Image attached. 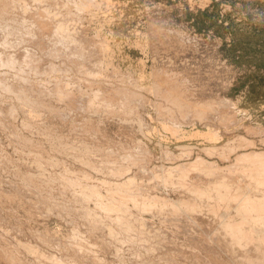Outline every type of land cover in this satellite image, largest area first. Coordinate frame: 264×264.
Masks as SVG:
<instances>
[{"label": "rangeland", "instance_id": "obj_1", "mask_svg": "<svg viewBox=\"0 0 264 264\" xmlns=\"http://www.w3.org/2000/svg\"><path fill=\"white\" fill-rule=\"evenodd\" d=\"M0 1L57 47L0 38V264L264 263L220 221L264 227L230 203L264 208V0Z\"/></svg>", "mask_w": 264, "mask_h": 264}, {"label": "bare ground", "instance_id": "obj_2", "mask_svg": "<svg viewBox=\"0 0 264 264\" xmlns=\"http://www.w3.org/2000/svg\"><path fill=\"white\" fill-rule=\"evenodd\" d=\"M3 2V1H2ZM1 1H0V3H2ZM6 3V2H5ZM5 3H2V4H5ZM11 5V4H10ZM6 6L7 5H1L0 4V29L3 31V34H1L0 33V38H2L4 35L6 36V34H8L9 36H11L10 34L12 33L13 35H16V36H21V34L23 35V31L25 30H21L22 28H24V27H22L21 26V23H23L24 22V20L25 19H18V18H16L17 16L15 15L14 16V14L13 13H15V12H13L12 10V14H10L11 12L9 11H7V9H8V7H9V5H8V7L6 8ZM9 9H11V7H9ZM23 14H24V11H23ZM24 17V16H23ZM32 17V16H31ZM35 17H37V15H35ZM21 18V17H20ZM22 20V21H21ZM35 21L37 22V23H35ZM40 21V17H39V15H38V17L37 18H35V20L33 21L34 23H35V25L36 26H34V28L35 27H37L38 26V22ZM25 22H26V20H25ZM25 22H24V24H22L23 26L25 25ZM33 22H32V24H33ZM26 25H28V24H26ZM30 26H27V28H30L31 26H33V25H31V24H29ZM26 28V29H27ZM31 30H33V29H31ZM34 31V30H33ZM32 31V32H33ZM60 31H62V32H64L65 33V35L63 36V35H61V37L59 38L60 39V42H59V40H55V37H54V40L55 41H58L57 43H58V45L57 46H59L60 44H62L63 46H65V44L66 45H68L69 46V41H66L65 39L67 38V36L69 35L68 33H66V31H65V29H63V28H61L60 29ZM5 32V33H4ZM23 32V33H22ZM27 32V31H26ZM25 32V33H26ZM29 32H30V29H29ZM29 32H28V34L26 33V36L24 35V41L27 43L28 42V44H29V42H30V44H34V45H36V46H38V49L41 47H43V46H39V45H37L38 43H39V40L41 39L40 37H42L43 38V36L44 35H46V33L45 32H43V30L42 29H38V31H35V32H40V33H38V35H39V40H38V38L36 39V40H38V42L37 41H35L34 40V38L32 37L31 38V36H29V35H31V34H29ZM24 33V34H25ZM48 34H47V37H48V35L49 36H51L52 35V37L54 36V34H53V31H52V34L50 35L49 33L50 32H47ZM42 34V36H40ZM44 34V35H43ZM33 35V34H32ZM18 36V37H19ZM34 36V35H33ZM7 37V36H6ZM5 37V39H7ZM15 38V37H14ZM17 38V37H16ZM20 38V40H21V37H19ZM36 38V37H35ZM44 38H46V36H44ZM65 38V39H64ZM3 39H4V37H3ZM12 40H13V38H11ZM1 40V39H0ZM43 40V39H42ZM48 41V43H50V44H53L52 46H54V41L53 42H51V40H52V38L50 37V38H46L45 39V41ZM5 41V40H4ZM14 41H15V39H14ZM17 41V40H16ZM21 42H22V44H24L23 43V41L21 40ZM69 42V43H68ZM1 43V42H0ZM2 43H4L3 42V40H2ZM2 43H1V46H0V48L3 46H5L6 45V48L7 47H12V45H15V48H16V46H19L18 44L16 45V44H12L13 42H11V43H8L7 42V44H5L4 43V45H2ZM17 43V42H16ZM25 43V44H26ZM37 43V44H36ZM11 44V45H10ZM40 44V43H39ZM72 44V43H71ZM70 44V47L72 46ZM21 45V44H20ZM43 45V44H42ZM56 45V44H55ZM45 46V45H44ZM47 46V45H46ZM45 46V47H46ZM2 47V48H3ZM47 47H50V46H47ZM67 49H68V47L67 46H65ZM5 48V50H7ZM15 48L13 49V50H15ZM40 48V49H41ZM51 48H53V47H51ZM54 48H57V47H55L54 46ZM66 48H64V47H61V48H58V49H62V51H63V49L65 50ZM10 49H12V48H10ZM70 49V48H69ZM24 50H27V48L26 49H24ZM23 50V51H24ZM29 50V49H28ZM27 50V51H28ZM43 50H45V49H43ZM42 50V51H43ZM47 50V49H46ZM48 50H49V48H48ZM51 50V49H50ZM53 50V49H52ZM71 50V49H70ZM1 51V50H0ZM10 51V50H9ZM26 51V52H27ZM66 51V50H65ZM68 51V50H67ZM98 51H99V53H100V58H99V60L97 61V62H94V61H92L91 59H88V57L85 55H82V53H79L78 51H74V53H72V51H69V52H71L72 54H71V56L73 55L74 57H75V59H76V61H78L77 62V64H83V62L85 63L84 65H87L88 66V68H90V73L92 74V75H94V76H98V74H100V71H101V69H103L104 68V66H102V61H101V58L103 57L102 56V54L103 53H101V52H103V48L102 47H99L98 48ZM2 52V51H1ZM26 52H22V53H24V54H22L21 53V51H20V53H21V55H19L20 53H14V56H13V54H7V51H6V55H1V57H2V60H4L5 58H10V57H12V58H14L16 61L13 63V65H15L17 62V64H21V63H23V61H22V55H23V60L25 59L26 60V65H27V63H28V65H27V68H30L33 72L35 71L36 73L37 72H39L40 73V69H42V67L40 68L39 66H38V64H34L35 62L34 61H30V60H28V54L26 53ZM11 53V52H10ZM28 53H30L29 51H28ZM50 53V51L46 54L47 56H48V54ZM25 54H27V55H25ZM65 55L64 56H66V54L68 55L69 53H64ZM16 55V56H15ZM25 55V56H24ZM54 55V54H53ZM27 56V57H26ZM50 56H52L51 54H50ZM56 56L58 57V58H62V57H59L60 56V54H59V56H58V54L56 53ZM55 56V57H56ZM54 57V56H53ZM54 57V58H55ZM68 57V56H67ZM70 57V56H69ZM21 58V59H20ZM52 58V57H51ZM64 58V57H63ZM53 59V58H52ZM57 59V58H56ZM66 59V58H65ZM68 59V58H67ZM71 60L73 59V58H70ZM77 59H79V60H77ZM22 61V62H20L19 63V61ZM24 60V61H25ZM69 60V59H68ZM73 62H75V61H73ZM80 62V63H79ZM76 63V62H75ZM24 64H25V62H24ZM81 64H80V66H81ZM13 65H10V66H13ZM76 65V64H75ZM79 66V65H78ZM10 68V67H9ZM21 68V67H20ZM75 68V67H74ZM87 68V69H88ZM22 69V68H21ZM30 69H28V70H30ZM77 69V68H76ZM93 69V70H92ZM20 70V69H19ZM89 70V69H88ZM92 70V71H91ZM100 70V71H99ZM106 70V69H105ZM95 71L97 72V71H99V72H97V73H95ZM15 72V71H14ZM17 72V71H16ZM15 72V73H16ZM23 72V71H22ZM81 72V71H80ZM113 72V71H112ZM35 73V74H36ZM79 73V72H78ZM83 73H84V71H83ZM82 73V75H85V74H83ZM18 74H19V72H18ZM23 74H24V72H23ZM79 75H80V73H79ZM86 75H88L87 73H86ZM17 76V75H16ZM81 76V75H80ZM10 77V76H9ZM18 77V76H17ZM82 77V76H81ZM88 77H90V75H88ZM91 77H93V76H91ZM15 79V78H14ZM93 79H95V77L93 78ZM97 79V78H96ZM15 81V80H14ZM97 82V81H96ZM95 84V83H94ZM40 85V84H39ZM36 86V85H35ZM40 87V86H39ZM43 87V86H42ZM7 90V89H6ZM9 90V89H8ZM7 90V91H8ZM47 90V89H46ZM6 91V92H7ZM40 93H42L40 90H38ZM42 91H43V88H42ZM11 92V91H10ZM35 92H37V89H36V91ZM34 92V93H35ZM45 93L46 92H48V91H44ZM43 92V93H44ZM33 93V94H34ZM38 93V92H37ZM39 93V95H41ZM42 93V94H43ZM47 94H49V93H46V95ZM157 94L159 95V96H162V92L161 91H158L157 92ZM164 94V93H163ZM172 94V93H171ZM170 94V95H171ZM174 94H176V96H179V94L178 93H174ZM178 94V95H177ZM43 95H45V94H43ZM165 95V94H164ZM170 95H169V98H170ZM118 96V95H117ZM175 96V95H174ZM43 97V96H42ZM124 97V96H123ZM163 97V96H162ZM171 97H173V95H171ZM71 97H69L68 98V100H72V99H70ZM73 98V97H72ZM80 98H83V97H80ZM178 98V97H177ZM19 99V98H18ZM38 99V98H37ZM57 99V98H56ZM77 99V98H76ZM124 99L126 100V101H128L129 103H131L130 101H129V97L127 96V97H124ZM164 99H167L166 98V96L164 97ZM40 100V99H39ZM41 100H42V98H41ZM83 100H85V99H83ZM117 100H120V97L119 98H117ZM131 100V99H130ZM26 101V100H25ZM31 102H30V105L32 106L31 108H39L40 109V107L42 106V103L43 102H41V101H37V100H30ZM79 101V100H78ZM81 101V100H80ZM169 101H170V99H169ZM72 102H74V100L72 101ZM76 102V101H75ZM171 102V101H170ZM20 102L18 101V104H19ZM22 103V102H21ZM24 103V102H23ZM71 103V102H70ZM69 103V104H70ZM172 104H177V100H176V97H174V99L172 100V102H171ZM25 104V103H24ZM79 104V103H78ZM89 104V103H88ZM22 105V104H21ZM28 105V104H27ZM74 105H76V103L74 104ZM23 106V105H22ZM78 106V105H77ZM80 106H82L81 104H80ZM48 107V106H47ZM182 107V106H181ZM49 108V107H48ZM88 108H89V106H88ZM181 109V108H180ZM186 109V106L182 109L183 111L181 112L180 111V114L182 115V116H187V115H189L187 112H190V111H188V109L187 110H185ZM35 110V109H34ZM185 110V111H184ZM21 111H23L22 109H21ZM26 111V110H25ZM44 111V110H43ZM27 112V111H26ZM25 112V113H26ZM31 112V111H30ZM24 112H22V114H23ZM24 113V114H25ZM29 114V113H28ZM31 114V113H30ZM213 115H211V117H212ZM27 117V116H26ZM29 117V116H28ZM33 118H34V116H32ZM32 117L30 118V119H32ZM36 117V116H35ZM40 120V119H39ZM221 121V120H220ZM34 122V121H33ZM38 122V121H37ZM40 122V121H39ZM224 122V121H223ZM35 123V122H34ZM40 124V123H39ZM224 124V123H223ZM226 125V124H225ZM227 126V125H226ZM168 128V127H167ZM174 133V132H173ZM66 152V151H65ZM259 155V154H258ZM142 156V155H141ZM140 156V157H141ZM246 156H251V155H243V156H236V158H234L236 161H241V163H244V162H242V161H244V159H245V157ZM138 158H139V156H138ZM141 158H143V157H141ZM140 158V159H141ZM261 156L259 155V158H256V159H254L255 161H259V160H261ZM136 160H138L139 161V159H136ZM136 160H135V162H136ZM140 161H142V160H140ZM235 161V162H236ZM195 163H199L198 164V166H201L202 164H200V162H199V160H197ZM39 165V164H38ZM37 165V166H38ZM40 166H41V164H40ZM202 167V166H201ZM41 168V167H40ZM41 170V169H40ZM213 177V176H212ZM240 179H242V178H240ZM253 180H255V181H257V178H253ZM261 180V179H260ZM243 181H245L246 182V180H243ZM194 182V181H193ZM232 183V182H231ZM234 183L235 182H233L232 184L234 185ZM258 183V182H257ZM263 183V182H262ZM261 183V184H262ZM194 184V183H193ZM117 190L116 191H119L118 193H122V190H118V186H117V188H116ZM122 194H126V193H122ZM231 201H230V203H231V205L232 204H234V208L236 207V206H238L240 209H243V210H245V212H247V214L248 215H253L254 214V216L256 217V218H260V217H263V213H264V208H262V207H260L259 205H260V202H258V201H253V200H249L247 197H245V198H243V197H238V195H234V194H231ZM159 200H161V202H164L165 203V205L166 206H168L169 204H167L166 203V200H162V199H159ZM159 200L158 199H155V202L157 201V202H159ZM223 200V199H222ZM145 202V201H144ZM202 202H204V201H202ZM208 202V201H207ZM223 202H224V200H223ZM163 203V204H164ZM205 203V202H204ZM144 205H145V203H143ZM155 204V203H154ZM213 204H215V203H213ZM225 204V203H224ZM162 205V204H161ZM173 205H175V203H173ZM173 205H171L170 204V209H168V211L170 210V211H172V214L173 213H177V211L175 210V208L174 207H176V206H173ZM186 205H187V203H186ZM191 205H192V203H191ZM227 205V204H226ZM110 206H112L113 207V205L111 204ZM159 206V205H158ZM222 206V205H221ZM225 206V205H224ZM228 206V205H227ZM143 207V206H142ZM178 207H180V205L178 204ZM183 208H184V206H182ZM206 207H208V205H206ZM210 207H212V206H210ZM117 208V207H116ZM145 208H147V207H145ZM148 208H149V206H148ZM177 208V207H176ZM200 208V207H199ZM224 208V207H223ZM226 208V207H225ZM115 209V208H114ZM213 209V208H212ZM229 209V208H228ZM147 210V209H146ZM175 210V211H174ZM178 210H180L181 211V209L179 208ZM183 210V209H182ZM235 210V211H234ZM233 211H234V213L236 212L237 213V211H236V209H234ZM113 211V210H112ZM115 211V210H114ZM144 211V210H143ZM228 212H229V210H227ZM227 211L226 212H224V213H227ZM171 213V212H170ZM183 213V212H182ZM182 213H181V217H182ZM238 214V213H237ZM225 216V215H224ZM227 216V215H226ZM228 217V216H227ZM231 219H232V217H231ZM220 221H222L221 222V225H222V223L223 224H225V226L223 227L224 229L222 230V232L224 231V233H225V235H228V236H230V237H232L233 235H234V233L238 230V231H241V236H242V242H248V244H250L251 243V241H250V238H251V240L253 239V242H254V240H255V242H257V245L259 246V244H261L262 243V245H263V247H264V227H258L259 226V224L258 223H256V224H244V223H241V225H238V224H235V223H232V221L230 220V219H227V220H223V219H221ZM219 221V222H220ZM139 222H143L142 220H140L139 219ZM140 224V223H139ZM220 224V223H219ZM143 226H145L144 224H142ZM140 226H141V224H140ZM223 226V225H222ZM221 227V226H220ZM222 228V227H221ZM157 230H159V229H157ZM248 232H247V231ZM256 233V235H257V233H259L258 235H257V237H253L252 235V233ZM154 233V232H153ZM255 235V236H256ZM148 237V236H147ZM150 238V237H149ZM256 238H257V240H256ZM244 240V241H243ZM141 241V240H140ZM142 241H143V239H142ZM235 242V240H233V243ZM244 242V243H245ZM250 242V243H249ZM145 243H147V242H145ZM148 244V243H147ZM145 245V244H144ZM225 245H227V243L225 244ZM141 246V245H140ZM151 246V245H150ZM232 246H235L237 249H239L237 246H236V244L234 245V244H232ZM252 246V245H251ZM255 246H256V243H255ZM167 246H164V248H166ZM169 247V246H168ZM253 248H255L254 246H252ZM260 247V246H259ZM143 248V247H142ZM141 248V249H142ZM151 248V247H150ZM158 248V247H157ZM161 248V247H160ZM159 248V249H160ZM163 248V249H164ZM232 248H234V247H232ZM235 248V249H236ZM241 248V247H240ZM262 248V247H261ZM261 248H257L256 247V251H257V249H258V251L259 250H262ZM146 249V248H145ZM162 248L160 249V250H163ZM171 249V248H170ZM244 249V248H243ZM246 249V248H245ZM244 249V251H247L248 249H246L245 250ZM264 249V248H263ZM144 250V249H143ZM148 250V249H147ZM169 250V249H168ZM168 250H167V252H168ZM254 250V249H253ZM153 252H154V250H152ZM147 252V251H146ZM156 252V251H155ZM264 252V251H263ZM158 256V255H157ZM148 258V257H147ZM150 261H152V260H150ZM262 262H264V260L262 261ZM150 264H151V262H150ZM264 264V263H263Z\"/></svg>", "mask_w": 264, "mask_h": 264}]
</instances>
